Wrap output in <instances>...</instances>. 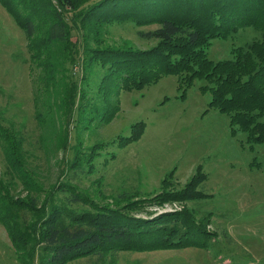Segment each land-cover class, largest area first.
I'll use <instances>...</instances> for the list:
<instances>
[{
  "label": "rangeland",
  "instance_id": "rangeland-1",
  "mask_svg": "<svg viewBox=\"0 0 264 264\" xmlns=\"http://www.w3.org/2000/svg\"><path fill=\"white\" fill-rule=\"evenodd\" d=\"M34 18L39 29L49 16ZM158 24L112 22L105 41L150 47L156 39L140 32ZM251 31L212 38L207 55L231 56L232 48ZM58 51L53 48L54 54ZM72 57L67 72L78 79L82 70ZM31 60L22 27L0 3V123L20 143L22 172L7 165L0 139V192L6 201H33L34 210H20L21 222L38 221L42 210L58 203L70 210L124 208L135 216L185 211L208 231L204 247L104 249L69 259L68 264H264V141L249 145L243 131L230 133L228 114L209 106L210 93L200 90L203 78H195L184 97L175 74L142 89L122 88L117 96L108 95L118 108L106 121L99 118L106 102L97 90L98 73L88 77L86 96L93 97L85 115H77L76 97L66 121L57 106L62 82L50 98L43 97L29 74L39 59ZM37 109L45 115L52 112L47 128L39 124ZM133 128L140 135L126 142ZM192 177L185 192L191 189L196 195L175 199V191L184 190ZM59 181L78 190L79 200L71 199L73 189L60 190ZM42 245H35L34 263ZM0 264H22L1 221Z\"/></svg>",
  "mask_w": 264,
  "mask_h": 264
},
{
  "label": "trees",
  "instance_id": "trees-1",
  "mask_svg": "<svg viewBox=\"0 0 264 264\" xmlns=\"http://www.w3.org/2000/svg\"><path fill=\"white\" fill-rule=\"evenodd\" d=\"M0 3L22 27L30 59H39L29 68L36 92L41 89L42 96L50 98L62 82L57 105L62 119L73 114L76 97L77 115H85L87 101L93 97L86 96L85 90L90 76L99 73L97 90L106 102L99 118L107 121L118 108L109 94L117 96L122 88L142 89L164 75L175 74L181 97L195 78H203L200 90L210 93L209 106L228 114L230 133L243 131L249 145L264 141V0H16L17 7L10 0ZM37 12L49 16L39 29L34 18ZM121 20L158 22L157 27L140 32L156 42L146 48L107 43V26ZM246 28H252L250 35L232 48L231 56L212 59L207 55L212 38ZM54 47L61 51L54 54ZM76 48L81 50L78 56ZM72 56L82 70L78 79L67 72ZM51 113L37 109L41 126L51 125ZM139 135L134 129L125 141ZM15 137L0 123L7 165L22 173L20 143ZM193 177L184 190L175 191V199L196 195L191 189L185 192ZM59 183L60 190L73 189L71 199L79 200L80 192L71 184ZM6 200L0 192V221L22 264H68L69 259L104 249L204 247L208 237L204 226L185 211L135 216L124 208L70 210L57 203L47 212L42 210L38 221L25 224L20 210H34L33 201ZM40 242L42 252L34 263L35 245Z\"/></svg>",
  "mask_w": 264,
  "mask_h": 264
}]
</instances>
